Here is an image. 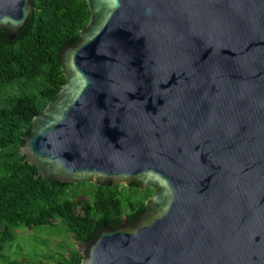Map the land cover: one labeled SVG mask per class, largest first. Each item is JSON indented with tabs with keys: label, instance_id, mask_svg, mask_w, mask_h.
I'll use <instances>...</instances> for the list:
<instances>
[{
	"label": "water",
	"instance_id": "water-1",
	"mask_svg": "<svg viewBox=\"0 0 264 264\" xmlns=\"http://www.w3.org/2000/svg\"><path fill=\"white\" fill-rule=\"evenodd\" d=\"M20 148L45 180L153 189L83 264H264V0H86ZM31 0H0L11 40Z\"/></svg>",
	"mask_w": 264,
	"mask_h": 264
},
{
	"label": "trees",
	"instance_id": "trees-1",
	"mask_svg": "<svg viewBox=\"0 0 264 264\" xmlns=\"http://www.w3.org/2000/svg\"><path fill=\"white\" fill-rule=\"evenodd\" d=\"M31 2L34 14L14 40L0 31V97L6 95L0 104V263L20 228L61 225L79 245H85L98 237L105 223L117 229L126 216L133 224L154 193L151 188L140 191L136 183L124 187L53 182L24 162L19 151L31 135L34 118L67 84L60 53L78 43L91 18L86 0ZM128 190L133 194L129 196ZM66 257L63 264H83L77 249Z\"/></svg>",
	"mask_w": 264,
	"mask_h": 264
},
{
	"label": "rangeland",
	"instance_id": "rangeland-1",
	"mask_svg": "<svg viewBox=\"0 0 264 264\" xmlns=\"http://www.w3.org/2000/svg\"><path fill=\"white\" fill-rule=\"evenodd\" d=\"M5 96L3 94L0 97V104ZM127 194L130 196L133 192L128 190ZM63 230L61 225L34 230L18 229L17 239L6 246L3 252L5 259L0 264H10L14 260L27 261L29 264H63V256L68 257L72 249L81 251L83 246Z\"/></svg>",
	"mask_w": 264,
	"mask_h": 264
},
{
	"label": "flooded vegetation",
	"instance_id": "flooded-vegetation-1",
	"mask_svg": "<svg viewBox=\"0 0 264 264\" xmlns=\"http://www.w3.org/2000/svg\"><path fill=\"white\" fill-rule=\"evenodd\" d=\"M130 186H131V185H130ZM153 194H154V193H153ZM152 196H153V195H152ZM152 196H151V197H152ZM151 197H150V198H151ZM148 199H149V198H148ZM148 199H147V200H148ZM147 200H146V201H147ZM143 214H144V213H143ZM143 214H141V216H142ZM141 216H140V218H141ZM125 217H126V216H125ZM125 217H123V219H124ZM140 218L133 220L134 223H133V224L131 223V224H132V225L137 224V223L139 222Z\"/></svg>",
	"mask_w": 264,
	"mask_h": 264
}]
</instances>
